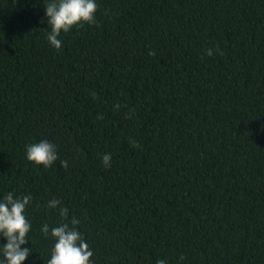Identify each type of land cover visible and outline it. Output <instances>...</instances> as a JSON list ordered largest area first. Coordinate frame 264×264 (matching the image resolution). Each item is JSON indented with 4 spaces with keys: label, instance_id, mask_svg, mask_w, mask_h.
Masks as SVG:
<instances>
[{
    "label": "trees",
    "instance_id": "16d2710c",
    "mask_svg": "<svg viewBox=\"0 0 264 264\" xmlns=\"http://www.w3.org/2000/svg\"><path fill=\"white\" fill-rule=\"evenodd\" d=\"M48 2L0 0V201L31 196L24 264L73 217L91 264H264V0H96L59 50ZM42 140L51 167L27 159Z\"/></svg>",
    "mask_w": 264,
    "mask_h": 264
},
{
    "label": "clouds",
    "instance_id": "9594fccd",
    "mask_svg": "<svg viewBox=\"0 0 264 264\" xmlns=\"http://www.w3.org/2000/svg\"><path fill=\"white\" fill-rule=\"evenodd\" d=\"M43 4L46 22L51 29L47 39L57 50L61 48V40L58 39L61 33H67L77 25L94 23L98 7L96 0H49ZM208 54H212L210 50ZM26 154L30 162L45 168L51 167L58 160L55 145L47 140L28 145ZM102 159L105 166H111V154H105ZM60 164L63 169L68 167L67 161H60ZM30 201L31 196L14 198L13 193H7L0 201V235L7 241L6 244L0 245V254L3 256L0 264H24L31 254L29 248H22V245L29 242L26 237L31 224L24 212ZM60 203L59 200L53 199L48 202V207L55 209ZM59 214L67 220L68 209L60 208ZM79 223V220L73 217L68 223H62L51 230L48 224L42 226L43 234L47 237L50 233L55 241L51 258L46 264H91L93 252L76 228ZM157 264H166V261L158 260Z\"/></svg>",
    "mask_w": 264,
    "mask_h": 264
}]
</instances>
